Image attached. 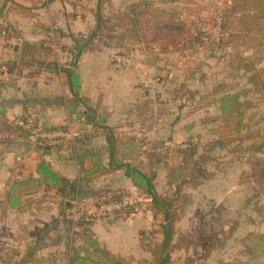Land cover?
<instances>
[{
    "label": "crops",
    "instance_id": "0c3cea01",
    "mask_svg": "<svg viewBox=\"0 0 264 264\" xmlns=\"http://www.w3.org/2000/svg\"><path fill=\"white\" fill-rule=\"evenodd\" d=\"M99 4L104 10L110 2L0 0V24L9 25L14 43L10 55L14 75L0 85V124L7 122L18 129L15 121L29 107L35 110L40 129L57 128L66 118L77 115H85L88 122L79 140L57 150L37 147L20 130L0 133V264H73L88 237L97 239L126 264H163L164 259L165 264H264V219L253 216L255 204L245 200L241 183L231 182L230 187L215 191V197L204 195L203 212L196 209L184 214L176 223L171 248L163 252V218L153 216L151 199L133 186L124 171L89 183L80 181L82 167L93 166L91 161L81 165V155L102 153L108 162L105 132L99 126L118 127L125 133L146 127L145 131L150 129V144L157 142L161 126L158 116L148 118L156 105L149 106L145 100L156 90L145 85L157 77L151 79L157 69L147 65L146 57L135 54L128 64H117L115 60L121 56L114 38L100 36L79 63L81 96L90 100L98 126L89 122L88 111L71 93L64 70L72 64L74 40L96 26ZM141 155L138 159L144 161ZM41 161L59 176L77 181L80 199L90 207L111 191L128 190L139 195L149 208L129 220L103 216L76 232H72L69 217L72 197L55 190L45 188L28 195L19 209H11L7 204L11 186L37 176ZM137 162L145 167V163ZM207 184L200 185L199 190H209ZM234 191H239L236 198H228ZM193 201L197 205L200 202ZM227 208L234 215H226L224 212H230Z\"/></svg>",
    "mask_w": 264,
    "mask_h": 264
},
{
    "label": "rangeland",
    "instance_id": "374dc122",
    "mask_svg": "<svg viewBox=\"0 0 264 264\" xmlns=\"http://www.w3.org/2000/svg\"><path fill=\"white\" fill-rule=\"evenodd\" d=\"M150 1L155 6L172 11L182 12L188 19L192 34L204 32L203 44H193L192 47L170 46L163 49L160 46H150L138 42L134 35L130 20L126 13L134 5ZM104 5L103 14L106 22L101 36L114 38L120 48L115 62L120 65L132 61V55L147 58L157 69L155 77L145 88L156 89L153 95L146 96V102L151 107L149 119H156L161 125L157 129L159 136L156 143L150 144L148 133L150 129L137 128L140 134L127 133L142 142L141 158L137 156L135 163L150 173H156L155 184L160 195L175 199L174 208L178 206L181 217L196 209L202 213V199L215 197V191L230 187L231 182L241 183L245 200L255 204L253 216L264 219V194L261 187L250 177V162L255 158L264 159V93L251 83V78L258 79L261 70L264 73V40L258 38L255 42L243 33L242 26H231L223 34L220 28V18L213 20L231 0H109ZM192 20L196 23L191 25ZM200 20V21H198ZM197 30V31H196ZM122 41V42H121ZM144 65H146L144 63ZM261 75H263L261 73ZM225 92L242 93V100H248L254 108L248 110L250 116L249 128L239 137L228 135L222 130L225 119L220 114L219 98ZM157 113V115H156ZM159 116L161 121L159 122ZM154 121V120H153ZM150 125H147V128ZM152 127V125H151ZM219 131L211 134L212 129ZM152 132L155 129L151 130ZM125 133V132H123ZM144 134L146 136H144ZM237 140L226 149H218L210 158L204 153V144L212 141ZM146 140V142H145ZM192 142V143H191ZM188 145L199 148L200 177L198 185H169L167 172L170 167L182 163L178 155L180 149ZM146 148V149H145ZM150 151V152H149ZM146 153V159H145ZM156 168V171L154 170ZM160 173V177L157 174ZM166 173V176L163 175ZM207 182L209 190L200 189ZM177 188L180 191H177ZM197 188V189H194ZM234 191L228 198H236ZM239 194V193H238ZM139 195L130 193L128 197ZM142 198V197H141ZM144 199V197H143ZM193 200L200 201L198 205ZM88 206L87 201H82ZM81 202V203H82ZM141 212L149 208L147 202L138 203ZM152 209V208H151ZM224 212L234 215L232 209ZM154 216L153 210L151 211ZM264 225V224H263Z\"/></svg>",
    "mask_w": 264,
    "mask_h": 264
},
{
    "label": "trees",
    "instance_id": "16d2710c",
    "mask_svg": "<svg viewBox=\"0 0 264 264\" xmlns=\"http://www.w3.org/2000/svg\"><path fill=\"white\" fill-rule=\"evenodd\" d=\"M101 6L99 4L96 11V26L86 36L74 40V47L71 50L73 61L64 70L71 93L88 111L89 122L96 126H98V123L96 122L95 111L91 107V102L89 99L81 96L82 81L79 73V63L83 54L92 43L100 39L102 30L105 24H107V18L104 16L102 11L103 6ZM217 17L220 18L221 22L219 26L223 34L227 33L231 29V26H242L243 33L249 37L250 41L255 42L258 38L264 40V0H231V4L226 3L213 20H217ZM126 19L130 20L132 31L136 33L134 35L135 39L147 45V47L153 45L160 46L163 49L170 46L188 48L192 47L195 43L203 44L205 33L198 31L197 36H194L188 19L182 12L159 8L150 1H144L129 8L126 13ZM195 23L196 20H192L191 25ZM117 47L125 48L123 45L118 44ZM259 73L258 79L252 77L250 81L258 87L260 92L264 93V73L261 70ZM242 96L240 92H225L218 100L220 114L225 119L221 128L233 137H239L247 131L250 120L248 110L254 108V105L250 101H243L241 99ZM99 127L105 132L108 162H105L102 153L95 152L81 155L79 157L81 165L85 161H91L93 166L91 169H84L82 167L80 181L89 183L114 172L124 171L125 176L131 180L133 186L151 199L154 217L163 218L164 224L161 226V229L164 240L161 247L163 252H167L171 248L176 234V223L181 219L180 210H178L180 208L178 206L174 208L175 199L173 197L162 196L158 193L155 184L156 173H147L139 164L135 163L137 156L143 152L142 142L133 135L121 132L118 127ZM19 130L26 136L29 135L20 128L16 129L12 127L7 122L0 124V133H19ZM217 132L219 133L215 128L210 131L213 135ZM234 141L237 140L224 139L221 142L212 141L204 144L202 150L210 158L218 149L229 148ZM198 154L199 148L194 145H188L186 148L179 150L178 155L182 159V163L176 167L169 168L167 172V182L169 185H178L179 188L181 185L187 184L198 185L197 181L200 177ZM249 175L261 187L264 194V159L255 158L250 162ZM45 188L55 190L63 196L72 197L71 202L75 199H78L80 203L83 201L79 196L80 186L77 181H71L59 176L47 162L41 161L37 166V176H31L13 183L7 195V204L11 209L17 210L22 206L24 197L36 194ZM177 191L180 190L177 188ZM129 194L128 190L111 191L102 198H99L96 201V205L99 203L118 202L128 197ZM71 209L72 203H70L69 211ZM133 213L134 208L125 207L113 212L112 216L116 220H129L132 218ZM88 224L90 223L81 221L78 227L81 228ZM261 240H264V236H261ZM81 252L84 255L81 256ZM165 263L166 259L163 260V264ZM73 264H126V262L123 258L112 256L97 239L88 237Z\"/></svg>",
    "mask_w": 264,
    "mask_h": 264
},
{
    "label": "built area",
    "instance_id": "2783aa9c",
    "mask_svg": "<svg viewBox=\"0 0 264 264\" xmlns=\"http://www.w3.org/2000/svg\"><path fill=\"white\" fill-rule=\"evenodd\" d=\"M13 45L9 25L0 24V85L8 82L14 75L10 64ZM87 123L85 115H77L72 118H66L57 128L40 129L37 124V114L33 108H27L25 114L15 121V125L22 131L27 132L29 134L28 137L35 142L37 147L45 150H56L72 146L81 138L83 128ZM18 179L20 180L21 177H18ZM140 202H142L141 199L131 196L118 202L99 203L90 207L75 199L71 202L72 209L69 215L72 232L78 231V225L81 221L92 223L125 207L134 208L132 215L134 217L141 212L138 205Z\"/></svg>",
    "mask_w": 264,
    "mask_h": 264
}]
</instances>
